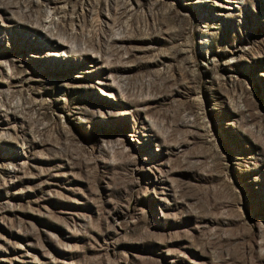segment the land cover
Here are the masks:
<instances>
[{
    "label": "rangeland",
    "instance_id": "rangeland-1",
    "mask_svg": "<svg viewBox=\"0 0 264 264\" xmlns=\"http://www.w3.org/2000/svg\"><path fill=\"white\" fill-rule=\"evenodd\" d=\"M0 264H264V0H0Z\"/></svg>",
    "mask_w": 264,
    "mask_h": 264
},
{
    "label": "bare ground",
    "instance_id": "bare-ground-1",
    "mask_svg": "<svg viewBox=\"0 0 264 264\" xmlns=\"http://www.w3.org/2000/svg\"><path fill=\"white\" fill-rule=\"evenodd\" d=\"M62 43V42H61ZM64 44V43H63ZM53 55L55 56V58L57 59V60H62V59H64V57H63V55L62 54H60V53H58V52H56V53H53ZM65 55V54H64ZM109 97H115L113 94H109Z\"/></svg>",
    "mask_w": 264,
    "mask_h": 264
}]
</instances>
